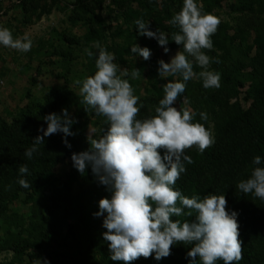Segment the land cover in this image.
I'll return each mask as SVG.
<instances>
[{"label": "rangeland", "instance_id": "1", "mask_svg": "<svg viewBox=\"0 0 264 264\" xmlns=\"http://www.w3.org/2000/svg\"><path fill=\"white\" fill-rule=\"evenodd\" d=\"M199 2L204 13L221 21L211 38L231 84L220 81V88L205 89L198 75L194 76L174 104L178 110L191 108L196 113L194 122L210 128L215 136V144L203 154L195 146L185 150L193 163L186 164L181 176L198 190L217 180L207 176L211 168L226 181L247 179L250 149L244 145L243 126L264 125V0ZM182 6L183 0L160 4L124 0L122 5L119 0H25L0 5V26L9 28L14 38L28 33L33 39L27 53L0 46V182L10 175L4 160L23 153L42 135L38 129L47 127L44 116L61 114L66 108L77 121L72 127L75 135L68 137L71 149L62 142V134L46 137L38 146L34 154L44 156L48 164L42 178L32 180L23 174L13 178L10 187L0 186V264H33L36 259L49 264H124L110 259L103 217L93 215L99 211V200L111 194L90 168L81 174L71 160L73 153L90 149L89 140L100 138L106 122L81 103L75 82L95 73V57H88L85 50L95 52L92 46L98 41L129 72L138 105H143L136 118L154 116L165 95L163 86L177 79L161 78L158 61L170 62L182 49L171 41L177 31L168 23ZM138 18L149 21L150 30L169 36L168 53L155 39L137 34ZM135 44L151 50L149 60L131 54ZM137 70L139 74L132 79L131 73ZM210 70L217 71L214 63ZM200 71L194 63V72ZM200 112L208 114L207 121L201 120ZM241 114L247 121H241ZM78 141L80 150L73 149ZM19 178L27 179L31 187L22 188ZM15 242L23 243L22 252L10 248ZM131 264H147L146 258Z\"/></svg>", "mask_w": 264, "mask_h": 264}, {"label": "clouds", "instance_id": "2", "mask_svg": "<svg viewBox=\"0 0 264 264\" xmlns=\"http://www.w3.org/2000/svg\"><path fill=\"white\" fill-rule=\"evenodd\" d=\"M160 4L162 0H155ZM220 19L204 13L199 0H183L181 10L168 23L178 27L171 41L182 45L170 62L158 61L161 78L174 77L163 86L164 98L155 108V115L143 120L137 114L143 107L138 105L139 97L129 80V72L115 63V54L107 51L97 41L95 52L86 49L88 57H95L96 71L93 75L75 83L79 86L81 103L87 105L97 116L106 118L108 128L99 139H90V149L73 153V167L84 174L91 169L100 185L105 186L110 198L98 202L99 211L93 215L103 217L102 227L106 229L103 239L108 243L113 261L124 264L140 257H153L156 261L171 254V247L177 243L192 245L187 252L190 264H239L243 259L239 237L238 213L227 211L225 195L210 193L202 199L188 198L175 189L181 174L187 171L186 164L192 158L185 150L195 146L200 154L215 144V136L210 128L194 122L196 113L188 107L174 106L177 98L185 92L189 80L197 76L205 89L220 88L221 74L210 70L212 63H220L204 51L213 50L212 36L216 33ZM139 36L155 39L165 53L170 49L169 36L160 30H150V22L142 18L135 20ZM0 46L29 52L33 46L30 34L14 38L12 31L0 26ZM134 57L149 60L152 53L148 47L138 44L130 48ZM191 57V59H189ZM194 63L201 71L194 72ZM139 70L131 73L134 79ZM182 78V79H180ZM184 103H187L185 98ZM201 120L207 121L206 112L199 113ZM47 127H40L38 135L28 147L24 156L32 159L39 151V145L53 134H62V142L71 149L68 137L74 136V120L68 109L61 114L50 113L43 117ZM164 150L163 156L160 150ZM256 165L247 179L237 184L244 195L252 194L264 200V158L257 155L252 160ZM20 174H29L26 164L19 167ZM19 185L31 187L25 178H19ZM193 221L173 219L192 216ZM33 264H49L44 259H36Z\"/></svg>", "mask_w": 264, "mask_h": 264}, {"label": "trees", "instance_id": "3", "mask_svg": "<svg viewBox=\"0 0 264 264\" xmlns=\"http://www.w3.org/2000/svg\"><path fill=\"white\" fill-rule=\"evenodd\" d=\"M25 0H21L23 3ZM81 2H86L87 0H80ZM124 0H119L120 4H123ZM18 5V4H13ZM168 3L165 2V6ZM178 32V27H175ZM182 48V45H181ZM210 57L214 59H219L220 63H214L217 72L221 74V83L223 85L229 86L231 84V79H227V73L225 68L222 66L219 54L213 48V50H204ZM190 59V57H189ZM264 104V99H263ZM242 122L247 121L246 117L241 114L239 116ZM103 131L108 128L107 121L102 123ZM242 133L244 134V145L248 146L250 149V156L247 161V172L251 173L252 169L256 167L253 165L252 160L255 156L259 155L264 158V125L263 127H255L250 124L243 126ZM81 147V142H76L73 149H79ZM25 152V151H24ZM23 152V153H24ZM163 156L164 150H160ZM23 153H16L11 156V158L5 159L4 164L8 167L10 172L9 178L4 179L0 182L1 188H8L10 184H13L12 179L15 177H22L23 174L18 172L21 165L26 164L29 169V174H24L27 178L40 179L42 178V170L47 167L46 159L44 156H39L33 154L32 159H28ZM264 166V165H261ZM212 167V166H211ZM210 167V168H211ZM204 171L200 172V177H204ZM218 172L211 168V171L207 175L208 177H216L214 184L206 189H200L192 186L187 182L182 176L177 180L175 189L180 190L183 195L191 198L192 196H199L201 199L210 193H215L218 195H225L227 200L226 210L231 212L235 211L238 213V225H239V237L241 240L242 256L243 259L239 261V264H261L264 260V200L254 197L252 194L244 195L236 187L239 183L238 180L226 181L221 177H218ZM210 179V178H209ZM196 213L193 212L192 216H181L173 217V219H179L181 221L188 220L193 221L195 219ZM17 253L22 252L24 245L21 242H15L11 247ZM191 245L184 243H177L171 247V254L162 258L160 261H156L153 257L146 258L147 264H190L191 257H187V252L190 250ZM199 258H197L198 264ZM216 264H223L222 260H218Z\"/></svg>", "mask_w": 264, "mask_h": 264}, {"label": "built area", "instance_id": "4", "mask_svg": "<svg viewBox=\"0 0 264 264\" xmlns=\"http://www.w3.org/2000/svg\"><path fill=\"white\" fill-rule=\"evenodd\" d=\"M21 0H0V5H13L19 4Z\"/></svg>", "mask_w": 264, "mask_h": 264}]
</instances>
